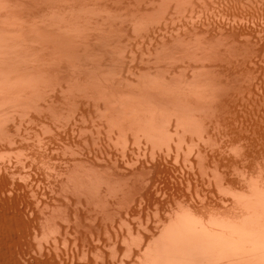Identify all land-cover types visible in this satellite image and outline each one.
I'll use <instances>...</instances> for the list:
<instances>
[{
    "label": "bare ground",
    "instance_id": "bare-ground-1",
    "mask_svg": "<svg viewBox=\"0 0 264 264\" xmlns=\"http://www.w3.org/2000/svg\"><path fill=\"white\" fill-rule=\"evenodd\" d=\"M186 2L0 0V264H264V26Z\"/></svg>",
    "mask_w": 264,
    "mask_h": 264
},
{
    "label": "rangeland",
    "instance_id": "rangeland-1",
    "mask_svg": "<svg viewBox=\"0 0 264 264\" xmlns=\"http://www.w3.org/2000/svg\"><path fill=\"white\" fill-rule=\"evenodd\" d=\"M214 1V2H213ZM236 1V2H235ZM251 1V2H249ZM194 2V0H193ZM196 2V3H195ZM194 3H189V2H186L185 4L183 3V5H186V4H190L188 5L187 7L186 6H182V8L180 9V12H175V13H172L170 9H168V11L166 12H159V13H164L162 14H159V16H157V14L155 16H152L150 15L149 18L146 20L148 21H144L143 23H146L147 24V27L149 29L146 28V24H144L142 27L145 28V30H152V31H157V30H164L163 28L165 27L166 29L169 27L168 25H170L171 23L169 21H172L173 19L176 18V15L178 16L176 19H179V21H185L187 22L190 21L191 19L192 20H207V19H226V18H236V19H233L235 21H238L237 19L238 18H245V17H256V22L257 24H254L255 27H257V29H259L262 25L264 26V19H262L264 17V0H195ZM203 2V3H202ZM217 2V3H216ZM233 2V3H232ZM258 4H257V3ZM201 3V4H200ZM211 3V4H210ZM240 3V4H239ZM251 3V5H250ZM196 4V5H195ZM204 4V5H203ZM210 4V5H209ZM227 5V6H224V5ZM238 6H236V5ZM249 4V5H248ZM254 4V5H253ZM259 5V6H258ZM233 6V7H232ZM242 6V7H241ZM232 7V8H230ZM237 7V8H236ZM253 7V8H252ZM255 7V9H254ZM191 8V9H189ZM201 8V9H200ZM206 8V9H205ZM213 8V9H212ZM217 8V9H216ZM245 8V9H244ZM252 10H251V9ZM186 9V10H185ZM243 9V10H242ZM183 10V11H181ZM185 10V11H184ZM212 10V11H211ZM259 10V11H258ZM191 11V13H190ZM225 11V12H224ZM169 12V13H168ZM208 12V13H207ZM216 12V13H215ZM219 12V13H218ZM229 12V14L227 15V13ZM236 12V13H235ZM257 12V13H256ZM174 14V16H168L167 14ZM218 13V14H217ZM167 15V16H166ZM214 15V16H212ZM240 15V16H239ZM244 15V16H243ZM198 16V17H197ZM212 16V17H211ZM216 16V17H215ZM224 16V17H223ZM234 16V17H233ZM151 17V18H150ZM160 17V18H159ZM163 17V18H162ZM181 17V18H180ZM258 17V18H257ZM155 20H154V19ZM168 18L172 19V20H168ZM183 18V20H182ZM187 18V19H186ZM190 18V19H188ZM158 19H161V20H158ZM231 19V20H232ZM262 19V21L260 20ZM166 20V21H165ZM167 22L166 24H161L162 22ZM175 21V20H173ZM148 22H151L149 23L150 24V27L152 25V27L150 28L149 25H148ZM153 22H159L158 25H159V28H158V25L155 24ZM260 24H259V23ZM263 22V24H261ZM169 23V24H168ZM250 25V24H248ZM260 25V26H259ZM163 26V28H162ZM157 27V28H156ZM131 28V27H130ZM142 28V29H143ZM156 28V29H155ZM161 28V29H160ZM126 29V28H125ZM129 28L126 29L125 33L129 32ZM144 30V29H143ZM146 30V31H147ZM134 35V33H133ZM6 154V152H5Z\"/></svg>",
    "mask_w": 264,
    "mask_h": 264
}]
</instances>
